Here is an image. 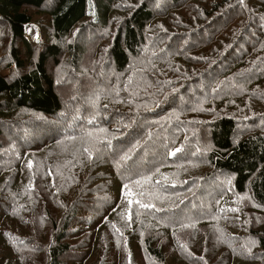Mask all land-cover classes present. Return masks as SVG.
<instances>
[{
	"label": "trees",
	"instance_id": "16d2710c",
	"mask_svg": "<svg viewBox=\"0 0 264 264\" xmlns=\"http://www.w3.org/2000/svg\"><path fill=\"white\" fill-rule=\"evenodd\" d=\"M1 29L0 264H264V0H0Z\"/></svg>",
	"mask_w": 264,
	"mask_h": 264
},
{
	"label": "rangeland",
	"instance_id": "374dc122",
	"mask_svg": "<svg viewBox=\"0 0 264 264\" xmlns=\"http://www.w3.org/2000/svg\"><path fill=\"white\" fill-rule=\"evenodd\" d=\"M2 31H3V30L1 29V30H0V33H1ZM6 37H8V35H7ZM0 52H3V50L1 49ZM0 71H1V70H0ZM61 74H62V69L59 71V75H61ZM225 182H226V184L228 183V185H230V184H229V181H225ZM211 186H212V187H216L214 184H212ZM100 207H101V205L98 207V210L100 209ZM192 213H194V212H192ZM136 263H137V264H142V258L138 256V260L136 261Z\"/></svg>",
	"mask_w": 264,
	"mask_h": 264
},
{
	"label": "snow or ice",
	"instance_id": "6c2138e0",
	"mask_svg": "<svg viewBox=\"0 0 264 264\" xmlns=\"http://www.w3.org/2000/svg\"><path fill=\"white\" fill-rule=\"evenodd\" d=\"M137 183H139V181H138ZM125 188H127V185H125ZM126 195H127V196H131L132 193L129 191V192L126 193ZM136 202L139 203V201H136ZM128 203L131 205V204L133 203V201H132L131 199H129V200H128ZM141 206H143V207H147V205H141Z\"/></svg>",
	"mask_w": 264,
	"mask_h": 264
}]
</instances>
